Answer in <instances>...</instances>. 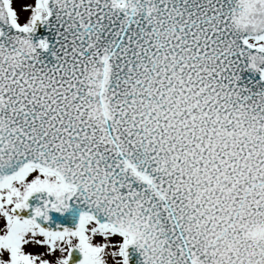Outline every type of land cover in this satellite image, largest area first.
<instances>
[{
	"label": "snow or ice",
	"instance_id": "6c2138e0",
	"mask_svg": "<svg viewBox=\"0 0 264 264\" xmlns=\"http://www.w3.org/2000/svg\"><path fill=\"white\" fill-rule=\"evenodd\" d=\"M0 264H264V0H0Z\"/></svg>",
	"mask_w": 264,
	"mask_h": 264
}]
</instances>
